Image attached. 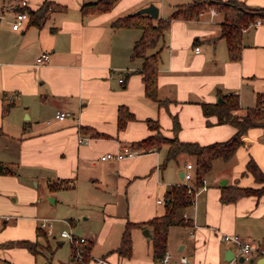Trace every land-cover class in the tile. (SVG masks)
Wrapping results in <instances>:
<instances>
[{"label": "crops", "instance_id": "0c3cea01", "mask_svg": "<svg viewBox=\"0 0 264 264\" xmlns=\"http://www.w3.org/2000/svg\"><path fill=\"white\" fill-rule=\"evenodd\" d=\"M9 1L0 10V164L16 173H0V264H45L51 260L45 249L49 247L47 232L37 224L47 212L46 202L34 188L40 178L55 185L52 189L75 190V197L79 187L91 196H95L93 191L104 189L106 193L109 188L111 196L100 202L105 206L109 199L114 200L111 203L116 206L110 210L116 215L111 216L121 215L118 219L124 223L118 237L105 241L98 254L93 253L94 239L87 238L92 242L88 262L95 264V258L105 257L110 264H152L151 235L146 236L143 228L130 231L129 257L115 251L130 204L133 198L138 199V212L128 216L133 222L162 214L164 192L173 184L185 183L180 177L185 168L178 167L177 159L167 162L168 170L167 164L160 166L167 144L163 154L159 149L121 160L101 161L99 157L150 134L147 118L159 123L162 134L172 133V115L179 118L180 140L209 144L230 138L234 126L218 123L216 115L205 116L200 103H215L221 95L235 93L239 101L235 112L243 114L264 98V23L242 31L240 59L230 60L226 41L219 37L220 11L209 19H203V13L197 19H172L159 53L157 96L164 101L158 103L144 93L138 72L142 59L132 57L141 30L111 24L149 2H155L158 15L166 18L176 5L191 0H118L110 10L97 13L80 11L81 4L91 0H51L63 7L52 10L40 26L25 21L18 29L11 23L20 7L9 8ZM40 1L35 0L31 7ZM237 1L264 7V0ZM5 11L12 12V20L1 25ZM42 53L48 58L37 63ZM119 105H125L135 117L123 129L117 127ZM56 109L69 110L73 117L51 119ZM256 128L264 136V128ZM247 132L234 153L238 164L232 177H227L228 185H261L244 172L247 160L253 158L264 173V145L261 151L254 149V139ZM80 134L91 139L79 143ZM225 175H215L216 182L207 184L186 210L195 223L189 246L184 241L173 246L167 235L171 264H182L181 255L190 257L192 264H225V258L237 249L231 241L221 239L222 233H235L249 241L257 248L250 264H264V193L222 202L219 181ZM136 179L146 181L139 192L132 185ZM52 194L45 199L55 204L58 199ZM20 240H37L39 251L32 253L17 244Z\"/></svg>", "mask_w": 264, "mask_h": 264}, {"label": "trees", "instance_id": "16d2710c", "mask_svg": "<svg viewBox=\"0 0 264 264\" xmlns=\"http://www.w3.org/2000/svg\"><path fill=\"white\" fill-rule=\"evenodd\" d=\"M118 0H91L83 2L80 6L82 13H97L110 10ZM216 6L219 11L223 10L222 21L220 22L219 37L226 41L228 58L238 60L241 56L242 29L256 18L264 19V7H251L237 0H191L188 3L176 5L168 17L158 15L152 18L146 13H128L117 17L112 21L114 28H138L140 36L136 39L133 47L132 57L141 58L142 63L138 72L142 74L144 93L150 99L162 103L157 96V76L159 65V53L162 48V40L169 29L172 19H197L200 14L209 11ZM63 6L51 0H41L38 5L32 8L29 5L21 6L28 14V24L40 26L49 13ZM219 7V8H218ZM152 52H149V51ZM259 101L253 106L246 108L243 114L236 113L239 108L238 96L235 93L221 95V100L215 103H201L205 116L216 115L217 122H228L235 128L234 134L223 141L201 145L195 141H182L177 136H165L159 128V123L150 118L146 119L147 125L152 131L142 139L129 144L130 147L140 148L143 153L159 150L167 144L164 160L160 166L164 167L168 161L176 160L180 154H187L193 157L195 162V176L193 184L196 188L201 185V178L212 168V162L217 159L228 160L238 147L243 143L242 136L252 127L264 128V108H260ZM134 114L125 105H119L117 113V127L123 129L126 124L134 120ZM173 128H179L176 118L173 119ZM95 133L94 136H100ZM244 172L251 173L254 181L260 183L258 187H241L237 185H221L220 200L222 202H233L244 195H260L264 193V173L253 158H249L245 164ZM1 174H14V169L0 164ZM50 186L53 188L55 185ZM194 203V196L190 193L184 183L173 184L164 192V211L145 221H126L119 245L115 251L123 256L129 257L132 251V240L130 231L132 228L150 227L151 241L153 247V258H161L166 250L167 235L169 228L173 225L191 226L192 218L184 217L185 211ZM8 244H11L8 242ZM17 244L28 248L32 253H37L38 241L20 240ZM1 246V244H0ZM92 242L89 241L84 247L85 252L81 258L74 257L68 262L47 261L45 264H86L90 259L89 252ZM73 248V247H72ZM45 249L50 252L48 245ZM73 251V250H72Z\"/></svg>", "mask_w": 264, "mask_h": 264}, {"label": "rangeland", "instance_id": "374dc122", "mask_svg": "<svg viewBox=\"0 0 264 264\" xmlns=\"http://www.w3.org/2000/svg\"><path fill=\"white\" fill-rule=\"evenodd\" d=\"M26 1L29 6H33L35 2V0H26ZM157 1H159V3H163L164 0H157ZM4 2L6 4L7 0H0V10ZM153 3L155 4V2ZM212 8H215L217 12L219 11L216 6H213ZM220 12L223 13V10ZM202 17L203 19H209V12L208 11L203 12ZM2 19L3 20L1 22V25L4 24L5 21H8L10 23V21L12 20V12L5 11ZM165 35H167V33ZM152 51L150 50L149 52ZM173 116L174 115L171 116L172 121L170 120V126H169L172 133L171 134L163 133V134L168 137L177 136L178 139H180L178 135L180 129L175 130L173 128ZM177 122L179 126H182L179 118L177 119ZM251 129H250L251 131L249 133L247 132V134L249 137L254 139L253 148L261 151L262 145H264V136L262 134V131L260 128H256V127L254 128L252 127ZM182 141H195L201 145H205L197 140H192V139L184 138L182 139ZM164 147L165 145H162L160 148L162 154ZM182 155L183 156L178 157L176 161L180 169L185 168L186 162H191L192 164L195 165L193 157L187 154H182ZM179 156H181V154ZM237 158H238V154H235L229 160H223V159L214 160L212 162L211 170L204 175V178L207 182L206 185L215 183L216 181H214V176L219 175L221 172L227 175V176L225 175V177H222L221 179L224 178L227 179V177L228 179H230L232 177L231 176L232 170L236 168V164H238ZM162 161H163V157H162ZM176 163H174V165H176ZM169 166L170 165L167 164V170ZM191 173L194 177L195 169L192 170ZM35 181L37 182V184L36 185L34 184V188L38 191L39 193L38 195L40 198H42L43 202H46L47 204L46 207L47 212H45L44 216L40 217V220L46 218L51 223V227L45 228V231L47 232V236H48V244L51 253L50 259L53 262H67L70 258V253L73 252L72 244L68 240L63 239L60 236V232L63 229H67L68 231H71L76 236L79 237L82 236L85 238V242L78 245L81 248V250H83L81 252V256L85 252L84 247L89 242L87 238L94 239L93 253L95 251L98 254L104 249L103 247L105 246L104 244L105 241L109 242L116 239V237H118L119 229L121 225H123L124 221H120L118 219L119 217H121V215L119 217L111 216V215H116L115 212H111L110 210V207H112V205L116 206V203H111V201L114 202V200L109 199L108 203L105 206H103L102 203L100 202L103 199H106L107 196H111L109 195L111 193L110 190H108L109 188H107V191L109 193L108 192L104 193V189L101 190L98 189V191H93L95 196H91L89 195V192L88 193L85 192L84 188L79 187L78 197H75L74 194L75 190L61 189L60 191H58L59 189L58 190L52 189L50 184H48V182H46L44 178H40V180L36 179ZM145 183H146L145 180L136 179L135 181H133L132 185L135 191L139 192L140 189L142 188V184ZM54 191H58V192H54ZM201 191L202 190H200L199 192ZM49 193H53L51 197L53 195L57 196L58 200L55 204L45 199V197ZM198 193L196 194V196L198 195ZM137 200L138 199L133 198L132 203L130 204L129 214L127 215L128 221H131L128 216H132L134 215L135 212H138ZM40 220L37 222V224L40 222ZM183 226L184 225H173L169 228L168 239L169 241L171 240L173 246H175L176 243L179 241H184L186 243V246L187 247L189 246V243L191 242L192 239V237L189 234L191 227L185 229ZM41 240L43 239L41 238ZM255 252L253 253L256 254ZM81 256L77 258H81ZM87 264H93V263L89 261L87 262ZM187 264H192L190 257H189V262ZM244 264H250V263L245 262Z\"/></svg>", "mask_w": 264, "mask_h": 264}, {"label": "built area", "instance_id": "2783aa9c", "mask_svg": "<svg viewBox=\"0 0 264 264\" xmlns=\"http://www.w3.org/2000/svg\"><path fill=\"white\" fill-rule=\"evenodd\" d=\"M27 5L26 0H10L9 1V8L14 7V6H25ZM7 7V6H6ZM210 18H212L216 13L217 10L215 8H211L209 11ZM28 20V14L25 10H16L14 12L13 20L11 23V27L13 29H18L23 22ZM264 23V19L256 18L255 21L251 22L248 24L246 28H243L242 31H245L248 27H256L260 24ZM199 47H195V51H198ZM48 58L47 53H42L36 58L37 63H43L46 59ZM123 80V78H120V81ZM260 108H264V98L260 101L259 103ZM73 114L69 110H63V109H56L52 118L55 120H64L67 118H72ZM51 119H47L46 122L50 123ZM91 138L89 136H84V135H79L78 136V142L79 143H87ZM143 153V150L140 148H133L130 147L129 145H119L118 148L115 151H109L106 152L102 155H100L99 159L101 161L104 160H121L124 158H129V157H135ZM195 169V165L192 164L191 162H186L185 163V169L183 171V180L185 181V185L190 193L193 194L194 200L196 197V194L200 191L206 188V180L204 177L201 178V185L196 188L193 184L194 177L191 173L192 170ZM184 217H188L189 215L185 212ZM1 224V220H0ZM38 226L40 228H49L51 227V223L49 220L46 218H43L40 220L38 223ZM195 226V223L192 222L191 226L184 225L183 227L189 228ZM190 235L193 234V231L190 230L189 232ZM60 236L66 240H68L73 247V253L75 257L81 256V248L78 246L82 243L85 242V238L82 236H76L73 234L71 231H68L67 229H63L60 232ZM221 239L225 241H231L233 244L236 246V252H234V257L227 261L225 264H240L237 260L238 255H243L245 262L248 261V259L252 256L253 252L257 250L255 246H253L249 241L244 240L241 236L238 234H228V233H222L221 234ZM172 255L169 250H165L163 256L157 260H153L152 264H171L172 260ZM95 264H110V262L105 258V257H97L94 259ZM179 262L182 264H187L189 262V259L186 255H181L179 257Z\"/></svg>", "mask_w": 264, "mask_h": 264}, {"label": "water", "instance_id": "95a60500", "mask_svg": "<svg viewBox=\"0 0 264 264\" xmlns=\"http://www.w3.org/2000/svg\"><path fill=\"white\" fill-rule=\"evenodd\" d=\"M135 13H146V14L150 15L152 18H157L158 17V6L155 5L153 2H149L147 5L141 6L140 8L135 10ZM218 100H220V98H218ZM180 177L183 178V171L180 172ZM226 182H227V179L224 178V179H221L219 181V184L225 185ZM142 231L146 236L151 235V233L149 232L147 227L143 228ZM233 257H234V252H232L230 256L226 257L225 260L229 261ZM237 260L239 263H242V264L245 263L243 255H238ZM253 261H254L253 257H250L247 262L252 263ZM258 264H260V263H258Z\"/></svg>", "mask_w": 264, "mask_h": 264}]
</instances>
